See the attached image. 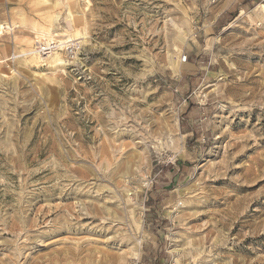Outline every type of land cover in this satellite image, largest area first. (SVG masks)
Wrapping results in <instances>:
<instances>
[{
    "label": "rangeland",
    "instance_id": "1",
    "mask_svg": "<svg viewBox=\"0 0 264 264\" xmlns=\"http://www.w3.org/2000/svg\"><path fill=\"white\" fill-rule=\"evenodd\" d=\"M0 264H264V0H0Z\"/></svg>",
    "mask_w": 264,
    "mask_h": 264
},
{
    "label": "bare ground",
    "instance_id": "2",
    "mask_svg": "<svg viewBox=\"0 0 264 264\" xmlns=\"http://www.w3.org/2000/svg\"><path fill=\"white\" fill-rule=\"evenodd\" d=\"M78 9V8H77ZM68 17L69 18V21L71 22H74V20L77 18V16L74 14L72 15V12H68ZM52 18V17H51ZM54 18V17H53ZM68 20V19H67ZM79 21V20H78ZM56 22V18L52 19L51 20V26L52 28H55L54 27V24ZM71 26L73 25V23L70 24ZM76 29V28H75ZM52 30V29H51ZM74 31V30H73ZM75 35H81L80 33H76ZM82 38V37H79V39ZM76 40V39H75ZM78 45V44H77ZM32 51V50H31ZM32 55L29 57V62L30 63H33L35 65L37 64H41L42 66L43 65H47L49 66L50 68L54 69V70H57V69H60V67H64L66 66V64L64 63V60H62V57H61V54H58V53H53V54H47V55H38V53L35 51H32ZM115 119V118H114ZM120 151V150H118ZM145 161V160H144ZM104 164V163H103ZM128 165V164H127ZM110 166V165H109ZM131 168V167H130ZM125 169V168H124ZM108 170V169H107ZM130 169H126L123 170L125 171V173L123 174L124 175H127L128 172H129ZM121 173V172H120ZM118 176V175H117ZM73 180V179H72ZM114 181V180H113ZM111 187V186H110ZM79 191V190H78ZM111 200V199H110ZM112 201V200H111ZM102 209V208H101ZM114 212V211H113ZM109 213V212H108ZM107 214V213H106ZM110 215V214H109ZM62 224V223H61Z\"/></svg>",
    "mask_w": 264,
    "mask_h": 264
},
{
    "label": "built area",
    "instance_id": "3",
    "mask_svg": "<svg viewBox=\"0 0 264 264\" xmlns=\"http://www.w3.org/2000/svg\"><path fill=\"white\" fill-rule=\"evenodd\" d=\"M38 55H47V54H53V53H58L63 52L66 57H69L73 54L75 47L73 45H67V44H62L59 42H53V41H42L38 42L36 46L34 47ZM185 57H182L181 61L185 63L186 61Z\"/></svg>",
    "mask_w": 264,
    "mask_h": 264
},
{
    "label": "crops",
    "instance_id": "4",
    "mask_svg": "<svg viewBox=\"0 0 264 264\" xmlns=\"http://www.w3.org/2000/svg\"><path fill=\"white\" fill-rule=\"evenodd\" d=\"M197 64H201V62H199V63L197 62ZM189 65H190L191 67L194 66V64H189Z\"/></svg>",
    "mask_w": 264,
    "mask_h": 264
}]
</instances>
